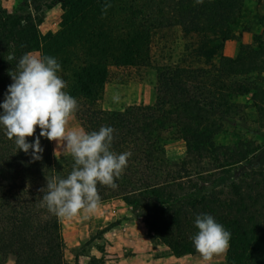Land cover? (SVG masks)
I'll list each match as a JSON object with an SVG mask.
<instances>
[{
    "label": "trees",
    "instance_id": "1",
    "mask_svg": "<svg viewBox=\"0 0 264 264\" xmlns=\"http://www.w3.org/2000/svg\"><path fill=\"white\" fill-rule=\"evenodd\" d=\"M53 1L62 9L59 29L43 33L38 17L10 14L0 0V104L24 54L54 57L64 91L77 100L81 128L111 126V150L131 153L117 187L97 185L99 204L122 200L152 241L177 258L199 254L192 242L195 219L212 215L231 233L220 264H264V146L216 140L238 106L234 99L251 94L257 105L264 93L258 85L264 81V17L251 14L247 0ZM175 26L197 40L190 51L197 65L156 67L151 105L101 107L111 68L151 66L153 35ZM239 29L252 34V43L227 57L225 43L240 41ZM176 141L186 149L170 156L167 146ZM40 143L42 159L32 161L31 150H19L0 126V264H68L62 217L42 206L40 190L46 178H67L74 160L55 156L52 141L40 137Z\"/></svg>",
    "mask_w": 264,
    "mask_h": 264
},
{
    "label": "clouds",
    "instance_id": "2",
    "mask_svg": "<svg viewBox=\"0 0 264 264\" xmlns=\"http://www.w3.org/2000/svg\"><path fill=\"white\" fill-rule=\"evenodd\" d=\"M202 2L197 0V3ZM104 7L107 9L110 5ZM7 59L11 61L14 56L9 55ZM60 69L54 57L24 54L16 71L9 73L13 82L0 104L3 110L0 126L8 139H14L19 150L25 153L31 150L32 161L42 159L40 137L55 141L57 150L73 158V168L67 178H46V188L40 190L44 193L42 206L49 212L58 217H73L96 210L100 202L98 184L117 187L116 180L122 176L131 153L117 154L111 150L114 132L111 126H101L91 132L68 127L78 103L64 91L67 84L58 75ZM37 127L39 136L34 143H29L27 138L34 136ZM195 226L198 232L192 242L203 261L210 262L213 257L226 254L230 231L209 214L197 215Z\"/></svg>",
    "mask_w": 264,
    "mask_h": 264
},
{
    "label": "rangeland",
    "instance_id": "3",
    "mask_svg": "<svg viewBox=\"0 0 264 264\" xmlns=\"http://www.w3.org/2000/svg\"><path fill=\"white\" fill-rule=\"evenodd\" d=\"M2 7L10 14L19 13L22 15L33 14L40 19L39 28L43 33L49 31L56 32L59 29L62 9L60 3L53 0H32L25 5V0H1ZM247 7L251 14H258L264 17V0H247ZM32 6V8L30 7ZM264 23V20H263ZM264 25V24H263ZM255 31L261 33L263 29L260 26H252ZM240 41L234 40L238 48L241 43L251 44L252 34L237 32ZM226 44V43H225ZM197 45V40L185 35L178 26L172 28H163L157 31L152 37L151 43V66L147 67H119L111 68L110 78L106 84L105 95L100 105L104 109L121 110L131 105H151L155 99L157 85L156 67L183 63H192L196 66V59L190 51ZM190 49V50H187ZM39 55V53H33ZM264 78V73L262 74ZM258 85L264 92V81H259ZM264 93L258 97V104L255 105L251 99V94L234 99L237 108L232 110V115L223 120V128L219 132L216 140L219 144L232 145L240 140L255 143L264 146ZM118 96V100L114 97ZM68 127L70 129H82L79 122L74 117L70 120ZM54 155L57 157L63 153L57 150V143L52 141ZM186 149L183 141H176L167 146V152L170 156L181 155ZM55 155V156H56ZM113 201L100 203L92 213H84L73 217H62V228L65 242L69 244V231L75 228V239L80 243L78 246L67 245L70 253L74 257L68 264H78L76 255L87 254L91 250L98 249L105 252L108 242L104 234L118 222L117 217H113ZM131 219H134L130 215ZM66 235V236H65ZM225 255L213 257L210 262L202 260L200 255L195 257H186L178 260L177 264H220L224 262ZM93 264H104L99 258Z\"/></svg>",
    "mask_w": 264,
    "mask_h": 264
},
{
    "label": "crops",
    "instance_id": "4",
    "mask_svg": "<svg viewBox=\"0 0 264 264\" xmlns=\"http://www.w3.org/2000/svg\"><path fill=\"white\" fill-rule=\"evenodd\" d=\"M238 51V45L234 41L226 42L223 50L224 55L230 58H235ZM112 203L113 213L111 212V215L112 218L116 216L118 222L104 234L108 247L105 252L94 249L87 254L76 255L78 264H90L93 258H101L104 264H177L178 260L199 255L181 258L173 256L167 246L152 241L141 219L130 218L129 209L122 200H115ZM75 232V228L70 229L68 238L70 243L66 242V246L80 245L74 237ZM73 257L74 255L66 247L67 262ZM6 264H14L13 259H9Z\"/></svg>",
    "mask_w": 264,
    "mask_h": 264
}]
</instances>
